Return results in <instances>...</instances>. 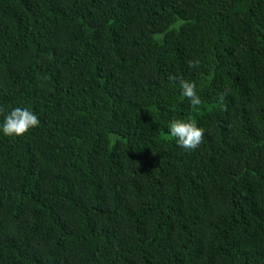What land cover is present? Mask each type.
Returning a JSON list of instances; mask_svg holds the SVG:
<instances>
[{"label":"trees","instance_id":"obj_1","mask_svg":"<svg viewBox=\"0 0 264 264\" xmlns=\"http://www.w3.org/2000/svg\"><path fill=\"white\" fill-rule=\"evenodd\" d=\"M15 107L40 123L0 137V264H264V0H0Z\"/></svg>","mask_w":264,"mask_h":264},{"label":"clouds","instance_id":"obj_2","mask_svg":"<svg viewBox=\"0 0 264 264\" xmlns=\"http://www.w3.org/2000/svg\"><path fill=\"white\" fill-rule=\"evenodd\" d=\"M182 24L183 21L178 20L172 27L178 30ZM179 93L181 97L187 99L192 107L198 108L201 105V98L194 82L180 80ZM219 99L222 102L224 95L221 94ZM39 123L38 116L30 108L15 107L0 119V137H22L31 129L36 128ZM166 133L177 147L184 150H194L202 142L204 129L193 120L175 119L167 124Z\"/></svg>","mask_w":264,"mask_h":264}]
</instances>
